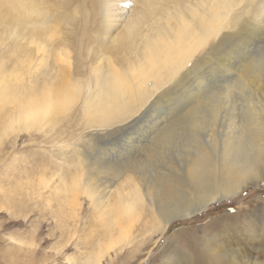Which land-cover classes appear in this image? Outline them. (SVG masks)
<instances>
[{
    "label": "bare ground",
    "instance_id": "1",
    "mask_svg": "<svg viewBox=\"0 0 264 264\" xmlns=\"http://www.w3.org/2000/svg\"><path fill=\"white\" fill-rule=\"evenodd\" d=\"M124 1L0 0L6 127L14 139L75 134L65 188L81 186L97 208L119 181L105 210L120 243L143 208L166 230L264 183V0H133L123 18ZM263 210L237 216L247 238L264 237ZM201 239L211 258L241 264L238 243ZM166 245L164 264L186 262L175 239Z\"/></svg>",
    "mask_w": 264,
    "mask_h": 264
},
{
    "label": "rangeland",
    "instance_id": "2",
    "mask_svg": "<svg viewBox=\"0 0 264 264\" xmlns=\"http://www.w3.org/2000/svg\"><path fill=\"white\" fill-rule=\"evenodd\" d=\"M124 4L123 18L134 7L133 0ZM9 112L0 113V264H83L90 254L100 258L101 264H164L162 251L169 238L180 248L176 252L180 263L221 264L204 250L202 232L233 245L238 243L234 248L240 250L241 264L253 263L254 259L264 264V237L247 238L236 219L240 211L253 204L264 209V183L251 185L238 197L211 204L193 217L176 219L166 230L158 229L151 209L143 208L128 238L120 243L119 220L111 219L114 213L105 210L114 205L119 181L101 189L98 195L102 203L96 208L80 185V190L72 191L64 185L71 178L67 166L79 161L75 156L78 145H70V136L75 135L72 130L52 142L46 129L14 139L11 127H6ZM60 125L66 128L64 123ZM76 127L74 133L79 131ZM39 134L44 136L38 138ZM166 156H171L169 151ZM155 171L149 168L148 175ZM262 213L264 218V210Z\"/></svg>",
    "mask_w": 264,
    "mask_h": 264
}]
</instances>
